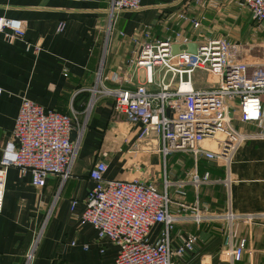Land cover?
<instances>
[{
    "label": "crops",
    "instance_id": "1",
    "mask_svg": "<svg viewBox=\"0 0 264 264\" xmlns=\"http://www.w3.org/2000/svg\"><path fill=\"white\" fill-rule=\"evenodd\" d=\"M193 2L139 0L138 7L132 11H120L112 24L113 31L107 34L108 0H0V15L20 17L26 22L22 38L6 41L0 31V147L9 134L21 96L67 112L71 93L92 84L102 54L100 74L110 77L118 74L125 78L119 81L121 85L134 86L142 73L131 71L128 59L135 51L131 36L141 27L155 38L172 36L174 32L198 41L223 36L236 42L246 33L255 39L264 36L254 27L249 11L237 0H210L203 7ZM182 10L189 15L203 13L199 28L192 29L186 19L178 17ZM58 21H63L60 31L55 30ZM116 30L123 33L118 34ZM25 41L32 46L35 43L38 49L32 46L25 49ZM241 58L247 60L244 56ZM104 82L118 86L110 79ZM86 93L80 90L73 94L72 104L77 114L69 133L71 137L75 134L76 121L82 118L80 111ZM235 122L238 121L233 120L231 124ZM242 124L246 128L238 127L252 129L251 125ZM83 129L69 175L60 186L56 176L46 177L41 186H33L27 172L19 175L15 166L7 167L0 209V264H20L26 245L39 225L42 231L29 264L112 262L116 245L97 239L92 225L79 220L84 195L92 184L87 170L97 159L106 162V177L139 176L152 180L159 188L163 177L169 181L186 180L187 171L195 166L198 173L205 170L213 180L200 184L195 192L188 181L184 182L183 198L175 193L176 185L171 183L166 187L170 197L181 198L185 203L197 198L209 209L234 215L264 213V137L242 139L224 165L201 156L194 160L188 151H171L162 156L157 149L136 140V123L128 122L123 114H113L107 95H101L94 102ZM72 198L75 202L70 207ZM212 224L196 225L190 220L175 223L178 232L195 229L198 232L194 250L187 260L197 264L203 255V258L208 256L211 264H227L217 257L221 236L212 229ZM237 234L246 238L247 247L233 264H259L254 254L260 237L239 231Z\"/></svg>",
    "mask_w": 264,
    "mask_h": 264
},
{
    "label": "built area",
    "instance_id": "2",
    "mask_svg": "<svg viewBox=\"0 0 264 264\" xmlns=\"http://www.w3.org/2000/svg\"><path fill=\"white\" fill-rule=\"evenodd\" d=\"M237 2L249 11L252 21L264 24V0ZM200 3V0L193 2ZM138 5L139 0H108L105 8L107 34L113 31L112 24L121 10L132 11ZM178 17L197 29L204 15L200 12L189 15L182 10ZM25 27L23 18L0 15V31L6 41L22 38ZM62 27L63 21H58L55 30L60 31ZM189 40L178 32L155 38L146 28L134 31L131 41L135 51L128 61L131 71L142 73L141 79L127 87L120 84L125 78L118 74L101 75L100 57L92 84L71 93L67 112L44 107L21 96L9 134L0 147V209L8 166H15L19 175L27 172L33 186L43 185L48 176H56L58 186L61 185L69 175L85 119L101 95L109 96L113 114H123L128 122L136 123V140L150 149H157L162 156L171 151H188L194 160L201 156L224 165L242 139L264 137L261 100L264 62L238 58V43L223 36L192 40L196 43L194 52L186 49L185 42ZM173 42L177 43L175 52H171ZM29 46H32L30 42L25 41L24 48ZM32 47L38 49L35 43ZM254 64L258 67H253L246 75V69ZM200 69L217 78V84L195 88L190 73ZM105 79L118 86L107 85ZM80 90H86V99L80 111L82 118L76 121L75 134L71 137L69 133L77 114L72 104L73 94ZM233 120L251 125L252 129L234 127ZM105 169L106 162L100 159L94 160L88 168L92 184L84 195L79 220L92 225L97 239L116 245L110 264H195L186 257L194 250L197 230L182 233L174 226L177 221L188 220L196 225L224 220L228 226L220 237L217 257L233 264L247 247L244 236H235L233 224L264 218V213L217 212L209 209L205 202L199 203L197 198L191 203L181 200L185 196L184 182L188 181L195 192L200 184L213 180L205 170L198 173L195 166L187 171L186 180L169 181L163 177L160 188L152 180L139 176L106 177ZM171 183L176 185L175 193L180 199L166 192ZM74 202L72 198L70 207ZM187 209H190L188 213ZM41 231L39 225L26 245L20 264H29L32 260ZM197 264L211 263L208 256L203 258L202 255Z\"/></svg>",
    "mask_w": 264,
    "mask_h": 264
},
{
    "label": "rangeland",
    "instance_id": "3",
    "mask_svg": "<svg viewBox=\"0 0 264 264\" xmlns=\"http://www.w3.org/2000/svg\"><path fill=\"white\" fill-rule=\"evenodd\" d=\"M207 1L209 2L210 0H200L201 2L200 4L202 5V7L203 5H207L208 3ZM216 3L221 4L220 1ZM253 25L254 27H258L260 31L264 34V25L256 24V22H253ZM236 42L238 43V46H239V49L236 55L238 58L243 59L241 58V56L242 57L244 56L245 58H247V60H249V62L251 60L254 62H264V36L261 39L259 38L255 39L252 36V34L246 33L245 35H243V37H239L238 39H236ZM102 60H103V54L101 56L100 61L102 62ZM253 67H258V66L256 64L250 65L245 71L246 75H249ZM190 76H191L192 85L195 88L213 87L214 85L217 84V80H218L214 76L210 75V73H207L206 71L202 69L191 72ZM261 99H263L264 101L263 95L261 96ZM234 125L240 126L242 128H246L244 124L239 123V122H235ZM212 223H213L212 227H214L212 229L217 233L218 236H221L228 226L226 225L224 220H216V221H213ZM233 225H234L233 229H234L235 235H238L237 232L239 231L240 233H243L245 235L250 234V237L252 235L254 236L256 235L260 237L259 239H257L258 245L256 246V248L258 250L254 255L255 257H258L259 264H264L263 257H262L263 251H264V218L256 217L253 220L246 221V222L238 221L234 223Z\"/></svg>",
    "mask_w": 264,
    "mask_h": 264
},
{
    "label": "water",
    "instance_id": "4",
    "mask_svg": "<svg viewBox=\"0 0 264 264\" xmlns=\"http://www.w3.org/2000/svg\"><path fill=\"white\" fill-rule=\"evenodd\" d=\"M186 43V49L187 51H190V52H194L195 51V46H196V43L192 40H189ZM171 52H175L177 50V43L173 42L171 43Z\"/></svg>",
    "mask_w": 264,
    "mask_h": 264
}]
</instances>
